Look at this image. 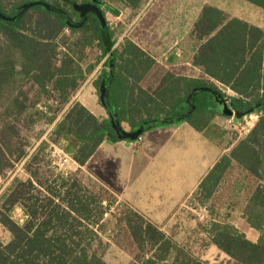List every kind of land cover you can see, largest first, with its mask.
Segmentation results:
<instances>
[{
	"label": "trees",
	"instance_id": "obj_1",
	"mask_svg": "<svg viewBox=\"0 0 264 264\" xmlns=\"http://www.w3.org/2000/svg\"><path fill=\"white\" fill-rule=\"evenodd\" d=\"M95 1L0 0V13L15 18L24 7L45 2L81 22L77 7ZM100 1L118 17L120 11L115 5L137 11L146 0ZM244 1L264 10V0ZM98 10L100 14L91 15L79 29H71L63 16L39 5L16 22L0 19V175L27 157L23 146L26 131H33L43 120L47 126L57 121L56 115L48 118L41 110L40 101L31 102L25 93L30 83L42 98L54 99L62 109L69 107L50 138L80 167H85L104 143L120 142L110 117L99 119L80 103H72L105 58L109 70L113 61V70L95 82V87L100 96L103 82L113 76L111 108L121 127L125 130L128 126L130 133L147 123L181 116L190 109V98L198 89L221 93L215 83L237 95L229 100L237 113H247L264 101L263 29L231 18L218 8L204 7L193 30L200 43L193 65L205 73L207 80L168 73L153 89L144 87L143 82L156 61L131 40L115 49L106 12ZM91 50H98L101 56L95 64L85 67ZM217 100L208 92L198 94L194 112L184 122L213 139V122L222 116ZM43 106L51 109L48 102ZM261 112L249 135L220 159L196 192L202 206L210 202L234 165L258 182L244 211L248 224L260 233L257 243L230 224L216 222L208 230L211 243L235 264H264V107ZM33 177L27 183L16 181L6 200V205L12 207L22 205L28 216L26 224L20 226L9 214H0V223L11 237L6 244L0 239V264H107L95 248L107 215L105 202L62 174L53 186H45L49 195L46 200L28 196L26 190L34 189ZM123 221L138 250L145 255L136 264H205L137 212L129 209Z\"/></svg>",
	"mask_w": 264,
	"mask_h": 264
},
{
	"label": "rangeland",
	"instance_id": "obj_2",
	"mask_svg": "<svg viewBox=\"0 0 264 264\" xmlns=\"http://www.w3.org/2000/svg\"><path fill=\"white\" fill-rule=\"evenodd\" d=\"M206 5L224 11L231 18L242 19L264 30V10L244 0H146L137 11L115 5L120 11L118 17L107 11V5H103L102 10L106 12L108 26L114 34L115 49L121 48L126 40H131L150 52L151 43L161 38L163 40L160 46L162 51L160 57L163 58V62L166 59L170 61L174 58L177 59L175 55L177 50L183 48L185 54L181 57V63L185 64L194 51V40L189 33L190 25ZM180 20H184L182 30H178V25H176ZM66 33L69 34V31ZM187 33L188 36H186ZM174 42H180V45L174 47ZM100 56L101 53L98 50H91L85 67L95 64ZM106 61L107 58L102 59L94 72L88 76L82 88L93 82L95 85V82L110 72L105 65ZM163 75V68H158L148 77L146 86L149 84L153 89L157 88V82L163 79ZM203 80H207V78ZM215 85L226 99L231 100L237 97L230 89L219 83H215ZM25 93L29 95L31 102L40 101L41 110L46 112L48 118L56 115L57 121L51 126H47L46 120L40 121L33 131H26L23 134V146L27 157L17 163L13 169L0 175L3 177L4 184L13 180L0 198V214L1 212L7 213L16 223L25 225L28 220L25 219L26 211L22 205L18 204L14 207L6 205L7 197L14 190L15 182L27 183L33 177L31 174H36L37 178L33 177L34 189H28L26 192L28 196L33 195L46 200L49 195L44 189L45 186H53L54 181L62 174L65 178L78 181L87 191L96 194L105 202L107 215L99 229V240L95 245L104 261L107 264H136L138 258L145 255L138 250L123 221L129 207L123 201H119L113 193L105 189L93 177L92 167L84 169V171L78 169L72 156L51 141V134L69 107L62 109V106L55 103L54 99L42 98L32 83L25 88ZM96 96L97 103L105 112V119H107L109 116L101 105L97 89ZM75 98L72 101L74 104ZM44 102L50 104V110L44 109ZM261 103L264 104V101ZM262 113L259 109L243 117L239 120L240 126L236 128L228 124V118L221 116L213 123L210 134L217 144L224 149L232 150L249 135ZM124 128L127 132L130 131L128 126L125 125ZM100 160L101 154L97 158L98 165L101 163ZM257 186L258 182L253 177L234 165L210 202L202 206L195 194L181 209L176 219L178 223H175L178 228L177 233L173 236L175 243L192 258L205 264H235L211 243L208 230L216 222L239 227L240 222L245 219L244 211ZM165 193L168 192L165 191ZM10 238L9 232L3 226L0 227L2 242L6 244Z\"/></svg>",
	"mask_w": 264,
	"mask_h": 264
},
{
	"label": "crops",
	"instance_id": "obj_3",
	"mask_svg": "<svg viewBox=\"0 0 264 264\" xmlns=\"http://www.w3.org/2000/svg\"><path fill=\"white\" fill-rule=\"evenodd\" d=\"M201 12L189 28L191 38L194 40V51L185 64L181 63V57L185 54L183 48L177 50L175 54L177 59L174 58L172 61L166 59L163 62V58L160 57L163 40L161 38L151 43L150 52L134 42L156 61L155 67L143 82L144 87L153 88L149 84L146 86V80L161 67L164 70V77L168 73H173L194 80L207 78L200 68L193 65V57L200 46L193 36V30ZM176 25L178 30H182L184 20H180ZM179 43L174 42L173 46L178 47ZM160 82H157L158 86ZM95 88L94 82L85 85L75 98V103L86 107L95 117L105 119V112L101 110L96 100ZM230 152L231 149H224L214 138L197 132L188 123L182 122L152 129L134 143L126 141L104 143L85 167L74 163L83 171L92 167L93 177L105 189L175 243L173 236L177 233L175 223H178L176 219L179 212L196 194L199 185L213 167ZM100 154L101 163L98 165L97 158ZM118 192H122L123 195ZM237 228L250 241L258 242L260 233L251 228L246 219H243Z\"/></svg>",
	"mask_w": 264,
	"mask_h": 264
},
{
	"label": "water",
	"instance_id": "obj_4",
	"mask_svg": "<svg viewBox=\"0 0 264 264\" xmlns=\"http://www.w3.org/2000/svg\"><path fill=\"white\" fill-rule=\"evenodd\" d=\"M38 5L42 6L43 8L47 9L50 12L57 13V14H60L61 16H63L67 20V25L71 29L81 28L91 15H93V14L99 15L100 14L98 8H96L92 5L86 4V5L79 6V7H77V10L81 13L82 21L78 23V22L72 20L70 18V16L67 13H65L64 11L57 9L48 3L40 2V3H34V4L29 5V6L24 7L22 12L15 18L7 17V16L0 13V19L7 21V22H16L19 18L23 17L24 14L29 9L36 7ZM112 70H113V61L110 62V71L112 72ZM112 77L113 76H111V78L107 82L106 81L103 82L102 87H101V92H100V99H101V102H102L104 108L106 109L107 113L109 114V117H110L112 124H113V128L116 131L119 140L130 142V143H134V142L139 141L145 133H147L148 131H150L152 129H156V128L162 127V126L180 124V123L184 122L194 112L195 98L198 94H200L202 92H208V93L213 94L215 97H217V99H218L217 100L218 112L223 117H225V118H233L234 117L237 121L241 120L243 117H245L247 115L252 114L254 111L259 110L262 107H264V104L260 103L259 105H257L254 109L250 110L249 112L240 114V113L235 112L231 108V106L229 105V100L224 98L221 93L214 91L213 89L202 88V89H198L195 92H193V94L190 98V109L187 112H185L184 114H182L181 116L171 118V119H167L164 121H156V122L147 123L144 126H142L139 130L130 133L121 127V124L119 122V119L117 118L116 113L111 108V104H110V100H109V91H110V85L112 82Z\"/></svg>",
	"mask_w": 264,
	"mask_h": 264
},
{
	"label": "built area",
	"instance_id": "obj_5",
	"mask_svg": "<svg viewBox=\"0 0 264 264\" xmlns=\"http://www.w3.org/2000/svg\"><path fill=\"white\" fill-rule=\"evenodd\" d=\"M228 124L230 126H232L233 128H236L238 126H240L239 121H237L234 117L233 118H228ZM13 180H10L9 182L5 183L3 182V177L0 176V198L2 197V195L5 193V191L9 188V186L11 185ZM25 219L28 220V216L26 214ZM13 220V219H12ZM14 221V220H13ZM15 222V221H14ZM24 222V221H23ZM18 224V223H17ZM19 225V224H18ZM23 226V225H20ZM0 227H2L1 223H0Z\"/></svg>",
	"mask_w": 264,
	"mask_h": 264
},
{
	"label": "flooded vegetation",
	"instance_id": "obj_6",
	"mask_svg": "<svg viewBox=\"0 0 264 264\" xmlns=\"http://www.w3.org/2000/svg\"><path fill=\"white\" fill-rule=\"evenodd\" d=\"M87 5H92V6H94V7H96V8H101L102 9V7H103V4H102V2L99 0H97V1H95V3L94 4H87ZM79 12V11H78ZM79 19L82 21V17H81V13L79 12ZM73 20V19H72ZM75 21V20H74ZM77 22V21H76ZM79 23V22H78ZM229 105H230V102H229ZM231 106V105H230ZM263 108V107H262Z\"/></svg>",
	"mask_w": 264,
	"mask_h": 264
}]
</instances>
